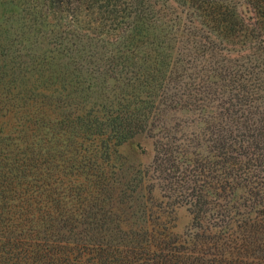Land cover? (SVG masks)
Wrapping results in <instances>:
<instances>
[{"label":"trees","instance_id":"1","mask_svg":"<svg viewBox=\"0 0 264 264\" xmlns=\"http://www.w3.org/2000/svg\"><path fill=\"white\" fill-rule=\"evenodd\" d=\"M0 264H264V0H0Z\"/></svg>","mask_w":264,"mask_h":264},{"label":"rangeland","instance_id":"2","mask_svg":"<svg viewBox=\"0 0 264 264\" xmlns=\"http://www.w3.org/2000/svg\"><path fill=\"white\" fill-rule=\"evenodd\" d=\"M120 151L124 155L127 167H129L127 170H143L152 162L154 155L153 141L147 133L138 134L133 139L124 143L120 147ZM126 175H129V171L126 172ZM150 184L148 181L147 185L149 186ZM175 211L174 231L182 233L189 224L190 214L187 207L183 204L177 206Z\"/></svg>","mask_w":264,"mask_h":264}]
</instances>
